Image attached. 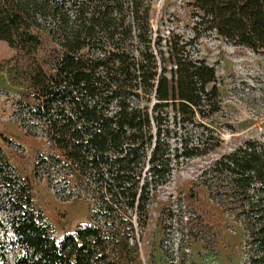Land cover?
I'll list each match as a JSON object with an SVG mask.
<instances>
[{
	"label": "trees",
	"instance_id": "16d2710c",
	"mask_svg": "<svg viewBox=\"0 0 264 264\" xmlns=\"http://www.w3.org/2000/svg\"><path fill=\"white\" fill-rule=\"evenodd\" d=\"M189 5L195 36L264 55V0ZM150 12V0H0V40L26 62L20 125L49 145L51 159L36 165L70 176L75 199L92 204L89 224L56 239L0 148V264H131L158 187L220 146L216 69L191 41L155 37ZM203 175L209 198L246 229V264H264V140L244 141Z\"/></svg>",
	"mask_w": 264,
	"mask_h": 264
},
{
	"label": "rangeland",
	"instance_id": "374dc122",
	"mask_svg": "<svg viewBox=\"0 0 264 264\" xmlns=\"http://www.w3.org/2000/svg\"><path fill=\"white\" fill-rule=\"evenodd\" d=\"M189 1L150 0V23L155 37L174 34L181 42L191 41L193 53L216 69L222 100L219 120L224 124L219 131L221 143L206 155L183 161L158 187L147 205L146 226L136 233L131 264L247 262L246 229L209 198L203 173L244 141L264 140V55L234 46L214 33L195 36ZM16 55L0 40V148L14 171L29 180L34 201L59 239L91 222L92 204L88 198L75 199L70 176L48 167L49 162L37 167L42 157L51 159L49 145L42 136L26 135L20 125L19 119L26 115L17 99L25 84L21 72L26 62ZM17 80L23 85H17ZM5 219L0 208V221Z\"/></svg>",
	"mask_w": 264,
	"mask_h": 264
}]
</instances>
